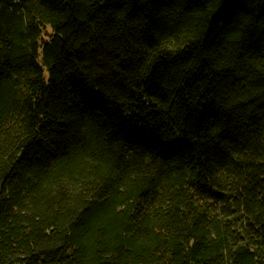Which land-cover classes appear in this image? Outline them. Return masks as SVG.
<instances>
[{
	"label": "trees",
	"instance_id": "obj_1",
	"mask_svg": "<svg viewBox=\"0 0 264 264\" xmlns=\"http://www.w3.org/2000/svg\"><path fill=\"white\" fill-rule=\"evenodd\" d=\"M0 264H264V0H0Z\"/></svg>",
	"mask_w": 264,
	"mask_h": 264
}]
</instances>
